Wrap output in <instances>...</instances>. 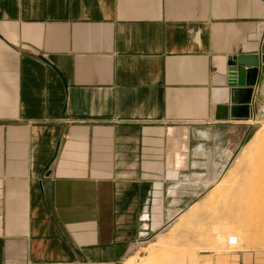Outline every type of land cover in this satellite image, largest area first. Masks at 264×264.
I'll use <instances>...</instances> for the list:
<instances>
[{
  "label": "crops",
  "instance_id": "1",
  "mask_svg": "<svg viewBox=\"0 0 264 264\" xmlns=\"http://www.w3.org/2000/svg\"><path fill=\"white\" fill-rule=\"evenodd\" d=\"M251 50L264 0H0V264H124L178 221L264 113L227 83Z\"/></svg>",
  "mask_w": 264,
  "mask_h": 264
},
{
  "label": "rangeland",
  "instance_id": "2",
  "mask_svg": "<svg viewBox=\"0 0 264 264\" xmlns=\"http://www.w3.org/2000/svg\"><path fill=\"white\" fill-rule=\"evenodd\" d=\"M257 134L260 135L257 151L244 155L242 146L247 145ZM262 135H264V113L254 119L238 152L228 166L217 168L210 173L206 181V188L187 207L180 219L176 222L175 220L171 221L159 231V234L157 233L133 247L124 264L131 261L132 258L135 264H141L151 256L150 253H152L151 257L156 264H195L196 260L200 264H213L211 260L213 254L217 256L216 264H237L235 263L236 257L241 252L246 255L253 253L256 257L255 261L264 264V227L255 224L256 215L252 205L244 206L240 220L229 218L225 211L230 208L232 200L226 194V190L246 179L245 174L240 175V169L254 168V162L260 159L264 160V137ZM261 209L264 211V204ZM216 230L224 236L238 232L255 241L241 240L242 242L232 245L224 240L225 246L218 245L214 242ZM249 243L251 244L249 245ZM227 245L232 248H228ZM171 254H175L177 257L173 262L170 259Z\"/></svg>",
  "mask_w": 264,
  "mask_h": 264
},
{
  "label": "bare ground",
  "instance_id": "3",
  "mask_svg": "<svg viewBox=\"0 0 264 264\" xmlns=\"http://www.w3.org/2000/svg\"><path fill=\"white\" fill-rule=\"evenodd\" d=\"M262 136L264 137V135H262ZM259 139H260V135H258V134L255 135L252 138V140L247 145H245L243 147L242 153L244 155H249V154L257 151V148L259 147ZM263 140H262V142H263ZM254 165H255L254 168H241L240 169V175L245 174L246 179L244 181L243 180L240 181L239 184L235 183L236 185H234L230 189L226 190V194H228V196H230V198H232V200H231V206H229L230 208H227L225 211H226L229 218H233L234 220L236 218L237 220H240L242 218L244 206L250 204V205H252L254 214L256 215L255 220H254L255 224H258V226L264 227V211H262V209H261V206L264 204V160H262V159L257 160L256 162H254ZM252 223H253V221H252ZM215 232H216V234L214 237V242H215V244L218 243V245L225 246L226 243H224V240H226V242L228 244L230 243L232 245H235V243L242 242L241 240H244L245 242H251L252 240L255 241L254 239H251V237L247 238L246 236H243L242 234H240L238 232L234 233V234L229 233L225 236L217 230ZM229 239H231V241L234 240V242L233 243L229 242ZM250 244L251 243H249V245ZM229 247L232 248V246H228V248ZM231 252H232V250H231ZM150 254L152 256V253H150ZM151 256L148 257L141 264H154L155 260L152 259ZM176 258L177 257L175 254H171L170 259L172 260V262L175 261ZM132 259H131V261H127L126 264H135V261ZM197 262H198V260L195 261V264H200Z\"/></svg>",
  "mask_w": 264,
  "mask_h": 264
},
{
  "label": "water",
  "instance_id": "4",
  "mask_svg": "<svg viewBox=\"0 0 264 264\" xmlns=\"http://www.w3.org/2000/svg\"><path fill=\"white\" fill-rule=\"evenodd\" d=\"M226 68L227 83L231 87L233 101L249 105L252 100L249 92L253 89L254 84H256L254 101H258L263 95L261 88L264 84V51L251 50L233 54L229 57V63ZM243 91H247L248 97L242 101L236 100L238 94ZM231 114L235 116L234 113ZM241 144L242 140L228 155L226 163L230 162L236 155Z\"/></svg>",
  "mask_w": 264,
  "mask_h": 264
},
{
  "label": "built area",
  "instance_id": "5",
  "mask_svg": "<svg viewBox=\"0 0 264 264\" xmlns=\"http://www.w3.org/2000/svg\"><path fill=\"white\" fill-rule=\"evenodd\" d=\"M229 242H232V243H233V242H234V240H233V241H231V239H229Z\"/></svg>",
  "mask_w": 264,
  "mask_h": 264
}]
</instances>
